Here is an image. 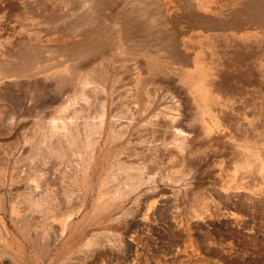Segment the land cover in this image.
I'll use <instances>...</instances> for the list:
<instances>
[{"label": "rangeland", "instance_id": "rangeland-1", "mask_svg": "<svg viewBox=\"0 0 264 264\" xmlns=\"http://www.w3.org/2000/svg\"><path fill=\"white\" fill-rule=\"evenodd\" d=\"M0 264H264V0H0Z\"/></svg>", "mask_w": 264, "mask_h": 264}, {"label": "bare ground", "instance_id": "bare-ground-1", "mask_svg": "<svg viewBox=\"0 0 264 264\" xmlns=\"http://www.w3.org/2000/svg\"><path fill=\"white\" fill-rule=\"evenodd\" d=\"M89 6V5H88ZM94 12V11H93ZM92 14V13H91ZM71 73H72V75H73V72L71 71ZM69 74V73H68ZM51 75V74H50ZM58 75V74H57ZM59 76V75H58ZM60 76H62L61 74H60ZM68 76V79H72V77L71 78H69V75H66V77ZM55 77H56V75H55ZM63 77V76H62ZM57 78H59V77H57ZM65 78V77H64ZM82 83H80V85H81ZM84 84H86V82H84ZM84 84H82L83 86H84ZM79 85V86H80ZM87 85V84H86ZM60 125V124H59ZM62 125V124H61ZM55 127V126H54ZM53 127V128H54ZM57 127V126H56ZM60 127V126H59ZM61 133L63 134H61V136H63V138L66 136V129H65V127H63V125L61 126ZM54 131V130H53ZM56 131V130H55ZM59 131H60V128H59ZM52 132V131H51ZM55 134V133H54ZM58 135H60V134H58ZM52 136V135H51ZM49 137V136H48ZM61 138V137H60ZM62 139V138H61ZM47 140V139H46ZM63 140V139H62ZM44 141V139L42 140V142ZM41 142V143H42ZM46 141H44L43 142V144L45 143ZM64 142V141H63ZM46 144V143H45ZM41 145V144H40ZM246 170V169H245ZM132 170L129 168V167H121L120 169H119V171L117 172V175L118 174H120V175H122V176H126V177H124V178H129V180H130V182L124 187L123 186V188H121V190H119L118 192H117V195L118 196H122V197H124V196H128V195H130V194H132V193H134L135 191H137L144 183H145V181H144V178H142V176H139L138 174L136 175V174H133L132 176H130L129 174H131L132 172H131ZM252 172H254V170L252 169L251 170ZM115 173V172H114ZM183 175V174H182ZM114 176V175H113ZM116 176V175H115ZM114 176V177H115ZM184 176V175H183ZM111 178H113L112 176H111ZM178 178V177H177ZM180 179H181V177H179ZM71 218V215L70 214H68L65 218H63V219H61L60 221H59V226H58V228L55 230V233H56V236H55V239H57V238H59V237H61L63 234H64V232H65V228H66V224H67V222L69 221V219ZM52 221V220H51Z\"/></svg>", "mask_w": 264, "mask_h": 264}]
</instances>
